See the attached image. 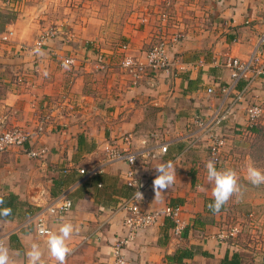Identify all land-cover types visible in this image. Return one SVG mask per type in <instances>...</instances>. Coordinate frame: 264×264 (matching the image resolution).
Listing matches in <instances>:
<instances>
[{"label": "crops", "instance_id": "1", "mask_svg": "<svg viewBox=\"0 0 264 264\" xmlns=\"http://www.w3.org/2000/svg\"><path fill=\"white\" fill-rule=\"evenodd\" d=\"M11 1L0 0V37L9 39L0 42V118L7 128L18 126L32 133L27 147L45 150L37 158L18 147L0 153V197L13 196L14 209L12 216H0V237L14 264H27L32 243L40 245L45 264H55L48 255L47 238L37 234L33 218L61 196L69 197L72 205L62 216L48 218L50 230L58 231L62 222L79 229L69 241L72 252L65 264L114 263L113 246L125 234L121 204L135 187L128 184L130 164L111 160L107 146L137 154L133 168L143 186L141 209L181 206L180 228L169 217H160L137 232L125 247L128 257L137 264H219L225 253L241 256L220 236V213L227 204L218 213L208 209L212 184L205 166L211 158L194 120L211 118L223 102H235L220 129L225 137L222 162L232 164L228 153L251 132L245 107L261 102L264 74L252 82L243 77L233 81L225 61L250 59L264 31V0H201L208 10L206 31L194 26L197 17L188 13L182 17L183 11L189 12L184 7L190 0H172L180 11L174 24L184 34L181 41L170 43L174 68H146L136 82L121 66L123 55L144 63V54L159 35L174 31L171 23L155 30L156 11L131 13L136 0H117L112 10L102 2L89 15V8L70 2L65 35L49 37L37 47L38 55L37 48L23 50L22 44H34L39 32L48 30L39 25L49 14H43L44 5L36 0ZM99 7L104 11L97 12ZM11 8L19 9L16 17L8 12ZM143 15L148 17L144 23L138 19ZM67 57L73 58L70 70L62 66ZM160 144H167L164 153H159ZM153 151H158L155 156ZM168 161L176 167L177 179L155 198V168ZM198 184L204 192L197 191Z\"/></svg>", "mask_w": 264, "mask_h": 264}, {"label": "built area", "instance_id": "2", "mask_svg": "<svg viewBox=\"0 0 264 264\" xmlns=\"http://www.w3.org/2000/svg\"><path fill=\"white\" fill-rule=\"evenodd\" d=\"M54 29V28H50ZM53 32H46L43 34V40L46 37H50ZM2 39H7V36H2ZM178 34L176 36L167 37L165 34L156 40V42L147 50L146 63L143 64L138 59H134L133 56L125 54L121 58L122 68L129 72L134 77V82L137 78H140L141 73L144 72L146 67H150L154 71H169L174 68L175 62L170 58L169 47L170 43L179 42ZM39 43V41H38ZM44 43V42H42ZM73 60L69 57L63 58L61 60L63 63L65 61ZM126 61L127 66H126ZM72 64V63H71ZM183 66V64H180ZM225 65L230 69V74L233 81H237L241 77L246 78L248 82H252L254 76L264 74V31L258 37L256 46L253 50L252 55L248 61H242L236 57H229L225 61ZM225 91V89H221ZM211 91V88H208ZM239 99L241 94L238 95ZM259 105L249 104L246 109L247 121L250 125L257 122L260 116L261 109ZM228 111L218 110L214 113L211 118L204 119L197 116L194 120L195 125L199 129L200 136L199 139L206 141L208 146V153L211 160L215 161L216 164H222V157L220 148L224 147L225 137L216 131L217 127H220L225 120L228 119ZM202 134V136H201ZM33 140V135L29 131L20 128L18 126L5 127L3 120L0 119V153L5 152L8 149L18 147L21 148L27 155L33 158L41 157L44 153V149H35L33 147H27L26 143H30ZM223 145V146H222ZM167 150V144H160L159 153H164ZM107 156L111 160L124 159L128 164H130L131 169L128 170V184L135 187L134 194L121 204L126 212L123 220L125 227V234L122 238L117 240L113 246V264H137L135 259L128 257L125 253V247L135 238L137 232L144 228L149 227L157 223L160 217H169L178 229L182 225L180 219L181 206L180 205H165L163 208L153 211H145L140 208V200L136 197V193L139 191L143 194V186L138 182L134 175L135 162L137 161V154L133 152L121 151L115 147H106ZM158 152V151H156ZM153 151L152 156L156 155ZM71 199L67 196L58 197L53 203L47 205L44 209L40 210L34 219V228L38 235L42 236L38 228L40 225H45L49 230L48 218H57L62 216L71 208ZM221 238L223 233H221ZM3 240V237H0Z\"/></svg>", "mask_w": 264, "mask_h": 264}, {"label": "rangeland", "instance_id": "3", "mask_svg": "<svg viewBox=\"0 0 264 264\" xmlns=\"http://www.w3.org/2000/svg\"><path fill=\"white\" fill-rule=\"evenodd\" d=\"M8 1L9 4L12 3L11 0ZM36 1H38L37 4L44 5L42 7L44 12L43 14L46 16L49 14L48 18L43 19L45 24L41 22L40 23L41 25H39L40 27L42 26L45 28L47 27L48 30L42 29L41 32H39V36L34 42V44H30V45L22 44L24 46L22 48L23 50L30 51L33 50V47L34 49L37 47H41L46 42V40H48V37H46L45 40H43L42 38L43 34L46 32L47 33L53 32V34L50 35V37H53L58 33H61L62 36L65 35L63 31H67V28L70 26V24L67 23V17L65 19V16L68 13V9L66 7H68V4L70 2H73L74 4L72 3L71 5L77 8L78 6H82L80 8H85V7L89 8L91 13L89 15H94V13L96 12V6H101L100 4L102 2H106L108 4L107 9L109 10H112L114 8L112 7V3L117 4V0H104V1L103 0H36ZM136 1L137 2L134 3L133 7L130 6L129 8L131 10V13L134 11L139 13L141 11H145L147 8H149L152 13H155L156 11L159 18V22L162 23L161 25L159 22L156 24L155 26L156 31H158L162 27V25H168L169 23H171L169 28L172 30L174 29V31L173 32L170 31L169 32L170 34L166 36L169 38L171 34H173V36H176V34H178L179 41H181L184 38V34L182 33L181 27L178 26L177 23L174 24V20L176 18L175 14L179 10L176 9L177 8L176 6H172L173 5L172 0H136ZM189 2L190 3L188 5L190 6L184 7L186 10H189V12L183 11L182 17H185L184 19H186L188 15L197 17L199 19L197 20L198 24L195 23L194 26L203 28V30L206 31L208 26L205 27L206 24L203 23L205 22L206 13L208 10L204 8L203 5H201L202 4L201 0L200 1L190 0ZM13 9L15 8H11L10 9L11 11L8 12L13 13L12 16L16 17V13L19 9L16 10ZM129 9L125 8V12L129 13ZM97 10H98L97 12L101 13L104 11V8L99 7ZM196 14H202L203 16L200 17ZM139 18L141 19L140 22L144 23L148 21V17L146 15H143L141 17L138 16V19ZM33 21H35V19H33ZM35 22L33 24H35ZM221 23L223 24V22ZM49 27L54 29H49ZM10 35H11V31H9L8 33V36ZM160 37L161 35H159V38ZM4 40H9V39H2L0 37V42ZM144 55L145 57H143V59L147 57V51L146 54ZM69 58L73 59L72 57ZM134 59L137 60L136 57ZM138 61L142 62V59L138 58ZM143 62H144L143 64H145L147 61H143ZM183 63L184 62L182 61H178V64H183ZM146 68L151 69L150 67H146ZM234 103H235L234 101H232L231 104L229 101L223 102L222 105L223 108L219 109L218 106V108L215 109L214 113H216L218 110H220L221 112L227 110L228 111L227 116H230L231 110L235 106ZM249 104H256L260 106L259 108L261 109V112L256 122L260 130L257 132H246L242 137L243 143L240 144L239 148L237 150H234L232 152L230 151V153H228L231 154L233 158L232 164L231 163L227 164L225 161L223 162L222 165L218 164L220 166V170L224 168L234 169L239 176V183L242 188V196L239 199L233 197L226 203L227 205L222 210V213H220L221 215L220 222L222 224L221 227L222 228L221 231L223 233L222 240L229 243V245L232 246L233 251L234 250L241 251L243 264H264V184L260 186H254L246 179V165L249 161H251L255 167L264 170V93L262 94V100L260 103H249ZM220 129L221 126L216 128V131L219 134H221ZM223 150L224 147H221L220 148L221 157ZM195 264H206V263L196 261Z\"/></svg>", "mask_w": 264, "mask_h": 264}, {"label": "clouds", "instance_id": "4", "mask_svg": "<svg viewBox=\"0 0 264 264\" xmlns=\"http://www.w3.org/2000/svg\"><path fill=\"white\" fill-rule=\"evenodd\" d=\"M36 54H41L39 48L35 49ZM72 61H65L62 65L65 69H69ZM126 61V66H127ZM44 75H47L45 72ZM207 181L212 184L211 196L212 203L208 205L213 213H218L220 209L233 197L239 199L242 196V188L239 183V176L232 168H224L218 170L215 161L209 160L206 164ZM157 175L153 180V189L155 198L159 197L162 192L167 191L176 181V167L172 161L162 163L156 168ZM246 179L254 186L264 184V170L254 166L249 161L246 165ZM197 191L204 192L205 188L197 185ZM136 197L139 200L143 199V194L137 192ZM4 205V198L0 197V206ZM12 214L10 207H0V216L7 217ZM42 236H46V245L49 257L55 261V264H65L67 256L72 252L69 246V241L74 232H78V227H75L71 222H62L59 225L58 231H51L45 225H40L38 228ZM9 248L3 240H0V264H14L9 255ZM27 264H45L42 259L43 253L38 243H32L30 250L26 253Z\"/></svg>", "mask_w": 264, "mask_h": 264}, {"label": "trees", "instance_id": "5", "mask_svg": "<svg viewBox=\"0 0 264 264\" xmlns=\"http://www.w3.org/2000/svg\"><path fill=\"white\" fill-rule=\"evenodd\" d=\"M259 130H260V128L257 125V123H254L249 128V131H251V132H257ZM12 200H13V196L7 197V199L5 198L4 199V205H2L0 207H3V206L10 207L12 209V212H13L14 209L12 207V204H13ZM212 202H213L212 199L209 200V204ZM27 208H28L27 214H31L33 212L30 209L31 205L29 204ZM208 209H209V207H208ZM209 211H211V210L209 209ZM10 216H12V215H10ZM7 217H9V216H7ZM183 255H186V253H183ZM219 264H243V263H242V259H241L240 254L238 252H233L231 255H228L227 253H225L223 258H221Z\"/></svg>", "mask_w": 264, "mask_h": 264}]
</instances>
